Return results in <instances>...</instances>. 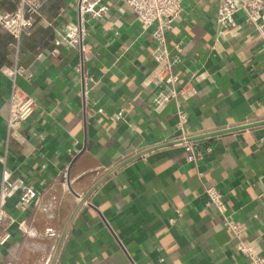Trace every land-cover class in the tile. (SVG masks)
Instances as JSON below:
<instances>
[{
    "label": "crops",
    "instance_id": "obj_1",
    "mask_svg": "<svg viewBox=\"0 0 264 264\" xmlns=\"http://www.w3.org/2000/svg\"><path fill=\"white\" fill-rule=\"evenodd\" d=\"M220 3L184 0L166 33L183 78L210 73L185 103L191 139L213 145L198 163L175 143V100L157 110L160 87L143 83L154 26L121 0H38L19 49L0 24V199L13 231L0 264H51L60 245L55 264H248L207 204L214 185L264 254V124L231 130L264 120V8L256 23L237 12L230 34ZM17 5L1 0L0 13ZM17 64L37 107L12 135L1 68Z\"/></svg>",
    "mask_w": 264,
    "mask_h": 264
},
{
    "label": "built area",
    "instance_id": "obj_2",
    "mask_svg": "<svg viewBox=\"0 0 264 264\" xmlns=\"http://www.w3.org/2000/svg\"><path fill=\"white\" fill-rule=\"evenodd\" d=\"M1 1V0H0ZM136 13L143 28L153 27V37L157 47L155 49V65L145 76L143 83L160 87L155 97V108L161 110L171 101L176 102V129L178 137L175 143L182 145L188 152L187 159L198 163L205 155L213 151L210 139H191V133L187 128L189 115L185 103L194 99L199 93L201 84L209 77L210 73L205 68L192 72L188 78L175 70L177 58L171 56L166 49V33L170 25L175 21L183 10L184 0H121ZM84 0H79L82 5ZM38 0H18L16 10L11 13H0V24L7 27L14 36V46L19 49L22 36L28 31L31 22L29 13L37 8ZM264 8V0H221L220 20L226 25L224 32L236 34L240 31L241 25L235 24L234 16L243 10L250 22L256 23L260 10ZM180 51V47L177 46ZM2 71L12 79L13 83L9 94V116L8 129L12 135L36 110L37 100L26 92L17 82V77L26 73V68L16 65L13 68L2 66ZM208 196L207 204L216 207L223 218V224L228 228L236 239L237 251L246 257L248 264H264V254L261 253L244 233V223L236 220L228 214L227 196L218 186L206 188ZM35 192L31 189L25 193L21 200V207L26 208L29 199L33 198ZM7 211L5 208V190L2 191L0 199V260L1 249L13 236L10 229L11 223L6 224ZM181 215V212H179ZM176 218L172 217L170 222ZM21 225L25 226L27 220L23 219ZM25 228V227H23Z\"/></svg>",
    "mask_w": 264,
    "mask_h": 264
},
{
    "label": "water",
    "instance_id": "obj_3",
    "mask_svg": "<svg viewBox=\"0 0 264 264\" xmlns=\"http://www.w3.org/2000/svg\"><path fill=\"white\" fill-rule=\"evenodd\" d=\"M262 124H264V120L263 121H259V122H252V123H249V124H244V125H241V126H237L235 128H232L231 130L244 129V128H249V127L258 126V125H262ZM206 135H204V136H206ZM60 247H61V245L59 246V248L57 250V253L55 255V258H54V260H53V262L51 264H55L56 263V260H57V257H58L59 251H60Z\"/></svg>",
    "mask_w": 264,
    "mask_h": 264
}]
</instances>
